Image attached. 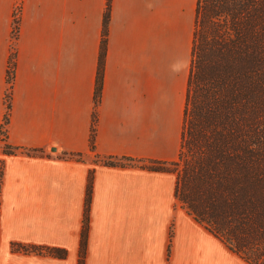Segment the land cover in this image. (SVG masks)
<instances>
[{
	"label": "crops",
	"instance_id": "0c3cea01",
	"mask_svg": "<svg viewBox=\"0 0 264 264\" xmlns=\"http://www.w3.org/2000/svg\"><path fill=\"white\" fill-rule=\"evenodd\" d=\"M195 4L109 0L102 45L107 0H0V264H78L89 174L83 264H249L174 172L99 161L176 160Z\"/></svg>",
	"mask_w": 264,
	"mask_h": 264
},
{
	"label": "trees",
	"instance_id": "16d2710c",
	"mask_svg": "<svg viewBox=\"0 0 264 264\" xmlns=\"http://www.w3.org/2000/svg\"><path fill=\"white\" fill-rule=\"evenodd\" d=\"M108 11L109 0L102 45ZM102 62L101 55L96 99ZM151 163L144 168L176 173L175 197L197 222L249 264H264V0H196L179 152L169 166ZM91 181L89 174L78 264L85 254ZM48 252L65 255L59 248Z\"/></svg>",
	"mask_w": 264,
	"mask_h": 264
},
{
	"label": "rangeland",
	"instance_id": "374dc122",
	"mask_svg": "<svg viewBox=\"0 0 264 264\" xmlns=\"http://www.w3.org/2000/svg\"><path fill=\"white\" fill-rule=\"evenodd\" d=\"M19 7H17V9H16V11L14 12V24L16 23V26H17V21H18V13H19ZM16 29H17V27H15L14 26V28H13V34H15L16 32ZM189 67H190V63H189ZM188 67V68H189ZM188 74H189V72H188ZM188 79V78H187ZM181 127H182V118H181V125H180ZM181 127H180V130H181ZM181 133V132H180ZM79 155H76V154H69V155H67L66 157H78ZM79 159V158H78ZM177 159V158H176ZM151 161L152 160H147V161H142V160H135V159H132V160H130V159H119L118 160V164L117 165H124V164H128V165H132V166H136V167H145L146 165H150V164H152L151 163ZM160 162H163V163H165L166 165H168L169 166V162H172V161H167V162H165V161H160ZM175 173V172H174ZM175 175H176V173H175ZM175 205H177L178 207H179V211H185V212H187V210L179 203V201L176 199V203H175ZM188 213V212H187ZM189 214V213H188ZM191 215V214H190ZM205 227V226H204ZM206 228V227H205ZM207 229V228H206ZM208 230V229H207Z\"/></svg>",
	"mask_w": 264,
	"mask_h": 264
}]
</instances>
